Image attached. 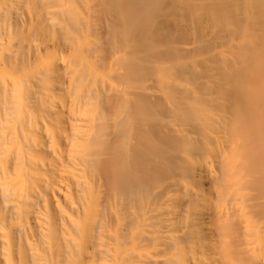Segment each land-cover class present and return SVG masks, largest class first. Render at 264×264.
Segmentation results:
<instances>
[{"label": "bare ground", "instance_id": "6f19581e", "mask_svg": "<svg viewBox=\"0 0 264 264\" xmlns=\"http://www.w3.org/2000/svg\"><path fill=\"white\" fill-rule=\"evenodd\" d=\"M0 264H264V0H0Z\"/></svg>", "mask_w": 264, "mask_h": 264}, {"label": "rangeland", "instance_id": "374dc122", "mask_svg": "<svg viewBox=\"0 0 264 264\" xmlns=\"http://www.w3.org/2000/svg\"><path fill=\"white\" fill-rule=\"evenodd\" d=\"M48 51L51 52V50H48ZM209 159H210V161H212V158H209ZM148 249H150L155 254V256H157L158 258H162L165 255H168V251L166 249H164L162 246L158 247V248L152 247V248H148Z\"/></svg>", "mask_w": 264, "mask_h": 264}]
</instances>
